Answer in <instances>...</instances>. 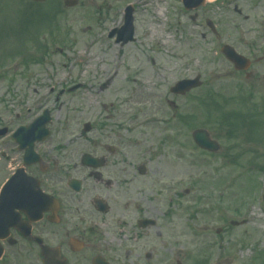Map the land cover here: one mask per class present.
Listing matches in <instances>:
<instances>
[{"label": "flooded vegetation", "instance_id": "af4514ba", "mask_svg": "<svg viewBox=\"0 0 264 264\" xmlns=\"http://www.w3.org/2000/svg\"><path fill=\"white\" fill-rule=\"evenodd\" d=\"M216 4L226 30L209 2L208 38L232 47L250 67L264 64V0ZM174 97L170 121L154 116L144 127H126L121 117L109 115L111 134L78 143L62 138L64 128L52 127L51 112L48 136L38 140L18 142L17 128L0 122V264H212V237L219 243L215 264H264V243L227 249V239L246 222L228 220L225 202L219 207L223 224L213 229L209 219L194 215L195 183L178 189L179 181L170 177L172 157L189 162V169L195 165L194 124L187 111L179 114V102L189 93ZM26 114H16L17 127L42 112Z\"/></svg>", "mask_w": 264, "mask_h": 264}, {"label": "rangeland", "instance_id": "374dc122", "mask_svg": "<svg viewBox=\"0 0 264 264\" xmlns=\"http://www.w3.org/2000/svg\"><path fill=\"white\" fill-rule=\"evenodd\" d=\"M62 1L47 0L34 7L22 0H0V66L9 72L5 79L0 78L1 125L14 128L17 125L14 113L19 111V105H27L36 114L32 105L41 102H46V107L53 111L52 127L60 131L64 128L61 136L69 142L83 140L81 132L86 122L108 126L92 130L86 136L88 139L111 134L112 119L108 120V115L121 117L126 127L154 116L170 121L174 110L169 101L177 102L169 88L180 79H193L197 75L201 77L202 87L179 102V114L194 113L192 122L196 128L205 126L200 122L202 119L196 117L203 113L201 106L196 105L207 91L217 101H229V110L223 111H245L244 107H239L238 99L233 98L235 88L244 85V77L226 74L230 68L220 50L210 38H202V33L206 32L204 23L194 24L184 13H179L177 0H160L159 5V0H79L77 7H60L62 11L55 16L53 10L57 5L62 6ZM128 4L134 6V41L119 48L104 35L109 29L122 25L123 10ZM216 6L218 4L212 6L213 16L218 19L220 29L226 30L222 28L225 16ZM160 11L163 16L159 15ZM17 56L41 58L42 62L18 65L14 72L16 66L12 64ZM143 68L147 77H142ZM254 73L252 83L256 91L246 103L249 106L264 104V65H256ZM116 77L120 85L114 83ZM74 85H79L75 91L58 94L62 87L66 90ZM51 87L54 94H48ZM38 110L42 111L43 107ZM21 112L26 114L27 111ZM256 122L260 123L255 128L257 140L252 139V129L242 127L234 142L225 141L217 125L208 123L209 128L205 126V129L221 146L217 155L210 158L192 148L195 165L190 169L189 162L170 159L175 166L174 175L170 177L179 181L178 189L191 186V180L195 183V217L209 219L213 229L221 227L219 207L225 202L227 219H246L245 227L235 229L234 237L227 239V249L234 243L236 249L264 243V113ZM81 148L87 150L88 146ZM229 148H234L233 156L238 155L233 162L232 154L224 156ZM206 212L210 213L205 215ZM238 235L246 236L239 242ZM212 242V264H215L219 253L215 243H219L214 237Z\"/></svg>", "mask_w": 264, "mask_h": 264}, {"label": "water", "instance_id": "95a60500", "mask_svg": "<svg viewBox=\"0 0 264 264\" xmlns=\"http://www.w3.org/2000/svg\"><path fill=\"white\" fill-rule=\"evenodd\" d=\"M34 1H43V0H34ZM66 4L67 5H73L74 4V2H66ZM126 29H127V31H128V33L131 35V33H132V29H131V19H129L128 21H127V24H126V27H125ZM89 130V128H88V126L86 127V131H88ZM198 144L199 145H201V146H203V147H208L209 145L207 144V142H205L203 139H198Z\"/></svg>", "mask_w": 264, "mask_h": 264}, {"label": "bare ground", "instance_id": "6f19581e", "mask_svg": "<svg viewBox=\"0 0 264 264\" xmlns=\"http://www.w3.org/2000/svg\"><path fill=\"white\" fill-rule=\"evenodd\" d=\"M209 1H211V0H209ZM159 15H160V16H163V11H160V12H159ZM152 33H153V32H152ZM167 40H168V39H166V42H167ZM166 42H165V43H166ZM143 70H144V68H143ZM143 75H144V77H147V76H148V73H147L146 70L143 72ZM118 84H119V83H118Z\"/></svg>", "mask_w": 264, "mask_h": 264}]
</instances>
